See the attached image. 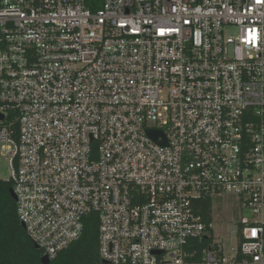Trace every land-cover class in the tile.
<instances>
[{
  "label": "built area",
  "instance_id": "2783aa9c",
  "mask_svg": "<svg viewBox=\"0 0 264 264\" xmlns=\"http://www.w3.org/2000/svg\"><path fill=\"white\" fill-rule=\"evenodd\" d=\"M0 113L43 256L264 264V0H0Z\"/></svg>",
  "mask_w": 264,
  "mask_h": 264
},
{
  "label": "trees",
  "instance_id": "16d2710c",
  "mask_svg": "<svg viewBox=\"0 0 264 264\" xmlns=\"http://www.w3.org/2000/svg\"><path fill=\"white\" fill-rule=\"evenodd\" d=\"M12 189L11 181L0 180V264H43V251L36 248L18 218ZM211 207L210 201L204 202L203 219L209 223L212 221ZM99 245L98 217H86L81 239L51 260L50 264H102Z\"/></svg>",
  "mask_w": 264,
  "mask_h": 264
},
{
  "label": "rangeland",
  "instance_id": "374dc122",
  "mask_svg": "<svg viewBox=\"0 0 264 264\" xmlns=\"http://www.w3.org/2000/svg\"><path fill=\"white\" fill-rule=\"evenodd\" d=\"M10 178H11V169L9 163L7 159L0 154V179L4 181H10ZM217 206L220 208V205ZM214 215L218 221V223H216L215 225L216 235L219 237V239L220 238L227 239V234H228L227 232H229V234L233 235L232 241L229 243V245L235 246L237 244V241L234 238V233H235L234 224L229 226L227 229L221 225V223L231 222L232 217H234L231 209L225 206L221 209H217ZM244 217L251 218V213L248 210H246L244 212Z\"/></svg>",
  "mask_w": 264,
  "mask_h": 264
},
{
  "label": "water",
  "instance_id": "95a60500",
  "mask_svg": "<svg viewBox=\"0 0 264 264\" xmlns=\"http://www.w3.org/2000/svg\"><path fill=\"white\" fill-rule=\"evenodd\" d=\"M3 120H4V116L0 113V122L3 121ZM0 180H1V179H0ZM11 194H12L13 199L16 201V200H17V197H16V195H15L13 189L11 190ZM21 225H22V227H23L24 230H25V225H24V224H21ZM36 248H37L38 250L40 249L37 245H36ZM50 262H51V260H50L47 256H44V257L42 258V263H43V264H50Z\"/></svg>",
  "mask_w": 264,
  "mask_h": 264
}]
</instances>
